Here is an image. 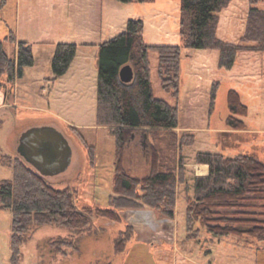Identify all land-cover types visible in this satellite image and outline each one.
<instances>
[{"label":"rangeland","instance_id":"obj_1","mask_svg":"<svg viewBox=\"0 0 264 264\" xmlns=\"http://www.w3.org/2000/svg\"><path fill=\"white\" fill-rule=\"evenodd\" d=\"M74 1L71 0L70 24L64 21V31L68 34H63V28L59 30L57 24H54L57 15H53V18L50 16L49 8L52 0H22L21 26L28 31L27 36L33 46L37 68L34 72L25 73L24 78H21L23 82L18 93L16 110L6 119L0 118V149L4 153L14 154V140L19 132L44 119L56 121V126L65 132L72 143L73 159L65 172L48 176L46 180L56 188L72 186L77 189L80 206H107L110 203V194L114 193L116 138L108 127L98 124L96 120L97 79L92 86L89 77L79 83L78 75L72 76L69 73L50 93L48 87L44 92L45 96L38 93L43 89L46 90L42 87L44 84L39 81L38 75H43L47 70L48 74H53L52 49L56 48L58 42L76 43L79 40L76 30L77 27L79 28L78 8ZM104 1V24L94 40L101 42L109 40L126 29L129 19L142 18L147 44L184 47L185 41L179 32L181 0L130 3L118 0ZM259 6L263 7L264 1L260 2ZM4 13L5 11L3 17ZM49 22H52L49 32L41 33V29ZM9 30L10 26L6 22L0 24L2 40H5ZM43 42L48 44L44 46ZM14 45L13 42H6V48L11 55ZM78 51L76 63L84 61L88 53L89 59L97 66L99 52L94 56L93 50L80 48L79 45ZM219 55L217 49L189 50L184 47L178 81L179 96L176 98L163 87L158 53L151 51L154 94L158 98L177 104L180 132L193 133L196 136L195 142L185 148L186 162L196 158L198 152L210 151L223 152L228 157L244 152L254 153L264 163V81L259 82L241 76L242 67L245 65L244 52H240L232 69L219 66ZM257 55L264 58V52L258 51ZM217 82V97L214 109L211 110L212 89ZM6 83V87L9 88V83ZM79 85L83 90L82 93L78 91ZM72 88L74 91L71 90ZM231 88H236L240 92L242 101L249 107L248 115L242 117L246 122L245 128L234 131H230L228 123L230 115L228 93ZM46 102L50 103L48 108L51 112L44 111L43 106ZM70 122L81 124L82 129L76 128L81 130L87 141L95 146L94 165L89 161L88 150L70 131V126L75 127L69 125ZM135 134V138L130 139L126 149L125 165L130 174L142 177L151 171L157 158L156 148L166 149V144L163 141L154 144L152 137L144 129L136 130ZM145 143L148 150H144ZM13 175L14 170L0 166V179H10ZM194 179L193 174L189 173L188 176L186 172L185 182L178 187L174 216L159 214L155 209L153 214L147 216L149 222L154 219L155 224L147 227L142 234L152 231L153 236L150 240L138 238L139 232L135 233L133 224L126 220L123 211L122 221L97 216L94 212L93 226L83 231L32 223L27 240L22 246L21 255L14 261H12L11 248L12 210L0 207V263L177 264L176 260L179 259L175 257L177 249L175 247H178L193 261L187 263L179 261V264H264V243L259 249L243 239H237L234 235L213 244L204 241L205 243L198 245L187 239V197L194 193ZM246 203L243 210L264 216V192L253 196ZM219 210L224 213L231 212L229 209ZM205 233L204 236L207 234ZM129 234L131 236L127 237ZM122 236L126 239H122ZM172 237L177 240L176 243L169 242ZM189 241L191 243H187Z\"/></svg>","mask_w":264,"mask_h":264},{"label":"trees","instance_id":"obj_2","mask_svg":"<svg viewBox=\"0 0 264 264\" xmlns=\"http://www.w3.org/2000/svg\"><path fill=\"white\" fill-rule=\"evenodd\" d=\"M231 1L181 0L179 23L186 49H217L220 52L219 66L226 69L234 67L240 51L264 52V8L259 6L264 0H249L251 6L243 43L227 42L218 36L219 14ZM6 39L17 44V51L15 55H10L4 41L0 40V84L6 77L12 88L15 81L23 77L26 68L35 65L36 59L32 44L17 40L12 28ZM184 47L147 44L142 18L129 19L124 31L99 45L96 120L98 124L107 126L116 138L115 194L110 196L109 205L80 206L77 189L72 186L56 188L21 157L0 153V164L11 166L14 170L13 178L0 179V207L11 209L13 214L12 261L20 257L32 223L83 231L93 226L94 212L97 216L122 221V211L144 205L159 214L174 216L178 187L186 178L185 148L195 142L196 136L193 133H178V105L155 96L150 53H158L162 85L177 98ZM77 52V43L59 42L56 45L51 61L54 78L68 72ZM126 64H132L136 74L129 85L120 79V70ZM217 89L218 82L212 89L211 110L214 109ZM228 106L230 129L245 128L246 122L242 117L248 115V106L234 89L228 93ZM138 128L147 130L154 144L157 141L166 144V149L156 148L157 158L151 171L142 177L130 174L125 165L128 143ZM69 129L88 150L89 161L94 165L95 146L87 141L81 130L72 126ZM195 162L208 164L209 174L195 177L194 193L187 197V239L198 245L204 241L213 244L234 235L262 248L264 216L243 208L247 200L264 192V163L254 153L244 152L228 157L223 152L210 151L198 152ZM219 209L231 212L224 213Z\"/></svg>","mask_w":264,"mask_h":264},{"label":"crops","instance_id":"obj_3","mask_svg":"<svg viewBox=\"0 0 264 264\" xmlns=\"http://www.w3.org/2000/svg\"><path fill=\"white\" fill-rule=\"evenodd\" d=\"M150 1H155V0H150ZM74 2L78 8V15H77L78 23L77 24L79 25V28L77 27L76 29L77 35L79 36V40H77L76 43L79 45L80 48H89V50H93L94 56H96L97 53L99 52V45L102 42L99 40H94V39L97 33L101 32L103 24H104V20H105L104 2L105 1L104 0H75ZM180 5H181V2H180ZM250 6L251 5H250L249 0H232L227 7L222 9V11L219 14L220 18H219V24H218V36L221 39L227 42L235 43V44L244 42L243 36L246 30ZM262 8H264V6ZM49 9H50L51 17L55 14L57 15L55 22H54V24H57L58 26L57 28H59V30L60 28H63V34L65 33L68 34V32L64 31L65 29L64 21L66 20L70 24L71 0H52V3L50 4ZM3 11H5L4 17H3ZM180 15H181V10H180ZM21 17H22V0H0V24H2L3 22H6L8 26H10V28L14 30L17 40L29 41L30 38L27 36L28 31L24 30V28H22L21 26ZM179 19H180V16H179ZM179 23H180V20H179ZM51 27H52V22L47 23V26L41 29V33L49 32L48 29H51ZM36 31L38 30L36 29ZM6 36H5V40H3L5 43V47H6V42L10 41L9 39H6ZM0 40L2 39L0 38ZM14 44L15 45H14L12 55H15L17 51V44L16 43ZM42 44L46 46L48 43L43 42ZM54 51L55 49L54 50L52 49V53H54ZM240 52L245 53L244 58H243L244 59L243 63H245V65L244 67H242L243 71H242L241 76L243 78H251L256 81L259 80V82L264 81V58L263 57L261 58L260 56L257 55V52H258L257 50H243ZM260 52H263V51H260ZM77 56L78 54L76 55V58L74 59L68 72L59 78H54V73L52 75L48 74V70L43 75L41 74L38 75V78L40 79L39 81H41L44 84L42 87H44L45 89L46 87H48L47 88L49 89L48 93L51 92V90L55 87V85L58 82H62V80L69 73L72 76L78 75L79 83L84 82L85 79L89 77V79L92 80V86L95 85V79H97V84H98V64L97 66H95L94 62L92 63L91 59H89L88 53L86 54L87 57L84 58V61L76 63V60L78 58ZM36 68H37V61L34 66L26 68L25 73L34 72ZM25 73L22 78H24ZM2 82L3 83L0 84V118L4 120L7 117H9L10 113L15 111L16 108L18 107L17 105L18 93H19V90L22 88L21 82L23 81H21V78H18L15 81V85L12 88L6 87V84H7L6 77H3ZM9 86H10V83H9ZM78 87H79L78 91L82 93L83 90L81 86L79 85ZM47 89L46 90L43 89L40 92H38L39 95L45 96L44 92L47 91ZM231 89H234V88H231ZM65 90H67V88ZM71 90L74 91L73 88ZM234 90H236L241 97L240 92L236 88ZM241 100H242V97H241ZM49 104H50L49 102H46L44 104L43 106L44 111L51 112L48 108ZM46 124L55 125V126L57 125L56 121L54 120L44 119L30 126L46 125ZM69 125H74L75 127H78L80 129L83 128L81 124H76L75 122H70ZM141 129L143 130L144 128H138L137 130H141ZM177 131L180 134L182 133L180 132V123H179V127L177 128ZM230 131H234V130L230 129ZM22 132H19L14 140V146H13L14 151H15L14 154H8L7 152L4 153L1 149H0V153L11 155L14 157L15 156L20 157L17 148L19 144V137ZM135 135L136 134L134 133L131 139H134ZM114 163H115V160H114ZM0 166L8 167L13 170L11 166H5L3 164H0ZM185 166L187 168L186 172H188V176H189V173L193 174L194 178L198 176H207L209 174V165L206 163H197L195 162V158L192 161H187L185 163ZM153 210L154 209H151L149 207H143L142 209L131 208V209H126L123 211L124 217L126 216V220H128V222L133 224L135 233L139 232L138 238H141L143 240H150L151 239L150 237L153 236L152 231H150L147 234L145 233L147 236L145 234H142L145 232L147 227H150L152 224H155L153 222L154 219H152V222H149V218L147 217L148 215H150V213L153 214L154 212ZM169 240H168L169 242L173 241L171 243H176L177 241V240L175 241L174 237H172ZM175 248H177L175 251L176 252L175 257L179 259V260H176L177 264H179V261L184 262V263H187L188 261L193 262L192 260H190V257H188L187 255H184L178 247H175ZM165 254H167V252ZM210 263H212V261H210Z\"/></svg>","mask_w":264,"mask_h":264},{"label":"water","instance_id":"obj_4","mask_svg":"<svg viewBox=\"0 0 264 264\" xmlns=\"http://www.w3.org/2000/svg\"><path fill=\"white\" fill-rule=\"evenodd\" d=\"M135 77L132 64L121 68L122 82L131 83ZM17 149L20 157L45 177L65 172L73 159V146L69 137L55 125H35L25 129L19 137Z\"/></svg>","mask_w":264,"mask_h":264},{"label":"flooded vegetation","instance_id":"obj_5","mask_svg":"<svg viewBox=\"0 0 264 264\" xmlns=\"http://www.w3.org/2000/svg\"><path fill=\"white\" fill-rule=\"evenodd\" d=\"M144 150H146V143H145V148H144Z\"/></svg>","mask_w":264,"mask_h":264}]
</instances>
